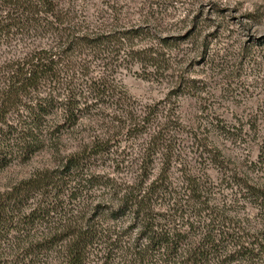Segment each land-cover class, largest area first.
Listing matches in <instances>:
<instances>
[{
    "label": "trees",
    "instance_id": "trees-1",
    "mask_svg": "<svg viewBox=\"0 0 264 264\" xmlns=\"http://www.w3.org/2000/svg\"><path fill=\"white\" fill-rule=\"evenodd\" d=\"M4 2L20 26L49 41L28 43L19 54L0 58V173L75 125L91 96L124 106L117 83L104 72L87 77L85 70L89 58L125 42L134 31L92 34L54 0ZM4 20L0 43L11 32ZM69 74L82 79V89L64 90ZM55 108L62 118L56 122L50 117ZM124 110L127 117L113 119L123 121L124 133L148 135L136 177L91 171L93 157L110 149L113 132L64 154L59 168L4 181L0 264H264V146L261 165L253 163L251 170L221 169L220 180H214L207 172L182 167L175 184L169 177L174 150L166 127L153 124L150 110ZM160 151L165 165L154 177ZM95 188L102 198L91 204Z\"/></svg>",
    "mask_w": 264,
    "mask_h": 264
},
{
    "label": "rangeland",
    "instance_id": "rangeland-1",
    "mask_svg": "<svg viewBox=\"0 0 264 264\" xmlns=\"http://www.w3.org/2000/svg\"><path fill=\"white\" fill-rule=\"evenodd\" d=\"M54 1L92 34L134 30L125 42L112 43L102 55L89 58L85 70L87 77L104 72L117 83L124 106L91 96L89 108L75 125L62 128L56 140L28 160L11 162L0 173V184L59 168L64 154L83 150L95 135L108 138L113 132L110 149L93 157L91 171L135 178L148 135L129 137L123 121H113L115 114L127 117L123 107L138 114L150 110L153 124L166 127L174 150L169 177L175 184L182 179V167L220 180L221 169L251 170L253 163L261 165L264 0ZM10 8L0 0V18L11 23V32L2 36L0 58L19 54L28 43L49 41L20 26L18 15L8 14ZM82 82L69 74L61 86L64 90L75 86L77 91ZM58 108L50 115L55 122L62 119ZM163 152L155 157L154 177L165 165ZM95 189L91 204L102 198L101 189Z\"/></svg>",
    "mask_w": 264,
    "mask_h": 264
}]
</instances>
